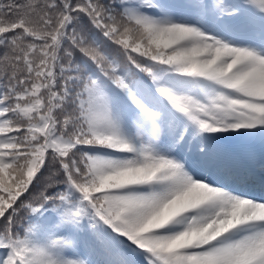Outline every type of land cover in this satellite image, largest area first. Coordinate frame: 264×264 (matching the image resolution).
Wrapping results in <instances>:
<instances>
[{
    "label": "snow or ice",
    "instance_id": "6c2138e0",
    "mask_svg": "<svg viewBox=\"0 0 264 264\" xmlns=\"http://www.w3.org/2000/svg\"><path fill=\"white\" fill-rule=\"evenodd\" d=\"M0 264H264V0H0Z\"/></svg>",
    "mask_w": 264,
    "mask_h": 264
},
{
    "label": "trees",
    "instance_id": "16d2710c",
    "mask_svg": "<svg viewBox=\"0 0 264 264\" xmlns=\"http://www.w3.org/2000/svg\"><path fill=\"white\" fill-rule=\"evenodd\" d=\"M26 218H27V214H25V220H26Z\"/></svg>",
    "mask_w": 264,
    "mask_h": 264
}]
</instances>
